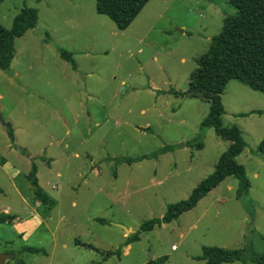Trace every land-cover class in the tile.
<instances>
[{
	"label": "rangeland",
	"instance_id": "obj_1",
	"mask_svg": "<svg viewBox=\"0 0 264 264\" xmlns=\"http://www.w3.org/2000/svg\"><path fill=\"white\" fill-rule=\"evenodd\" d=\"M26 7L38 11L37 27L16 40L10 69L0 71V213L21 209L38 230L25 239L0 224V253L15 255L7 264H50L48 256L24 251L40 246L51 254L48 226L59 241L52 264H95L123 246L127 230L137 233L170 204L187 200L230 147L203 127L207 100L171 92L190 89L197 60L236 9L227 0H150L120 30L97 12L96 0H0V24L11 29ZM61 50L72 54L76 69ZM222 101L224 126L240 128L246 142L237 158L251 184L246 198H237L239 181L230 176L193 210L142 232L128 253L122 247L121 257L103 264L160 257L165 264H206L197 259L204 246L264 252V157L256 153L264 139V94L231 80ZM174 145L180 147L157 161L117 162ZM33 164L53 199L39 216L18 196L21 189L34 203L27 179ZM71 235L99 251L74 247L66 257L62 244Z\"/></svg>",
	"mask_w": 264,
	"mask_h": 264
},
{
	"label": "trees",
	"instance_id": "obj_2",
	"mask_svg": "<svg viewBox=\"0 0 264 264\" xmlns=\"http://www.w3.org/2000/svg\"><path fill=\"white\" fill-rule=\"evenodd\" d=\"M235 9L236 14L229 16L224 21L222 32L212 39L209 50L198 60V68L193 73L190 89L187 92H171L175 95L188 97H201L210 103V112L203 121L204 128H213L217 135L231 142L228 150L223 153L216 165L215 172L202 181L193 191L192 195L184 201L170 204L165 215L145 222L141 230L131 235L122 247L137 242L141 239L142 232H148L155 227L169 224L179 219L184 213L193 210L199 202L212 190L217 188L226 178L232 176L238 179L237 198L243 200L249 193L250 181L246 168L238 163L237 158L244 152L246 142L242 131L237 126L225 127L223 116L225 109L222 96L231 80H237L252 90L264 94V0H227ZM150 0H96V9L99 14L111 18L120 30H127L143 11ZM39 20L38 11L34 8H24L15 17L11 29L0 24V71H8L16 55V40L23 37L28 31L37 27ZM63 59L69 62L74 69L76 61L71 53L61 50ZM11 139L14 138L10 130ZM183 146H190L186 143ZM198 149L203 148V143L195 144ZM179 146H165L161 150L148 155L137 157L118 158V163L132 165L144 160L158 159L161 154L172 152ZM256 153L264 157V139L259 144ZM35 189L38 200L48 202L47 195L39 187L37 167L33 166L28 176ZM7 218L0 215V223H6ZM99 222L105 223L103 219ZM84 248L99 251L95 246L77 241ZM109 251L104 254L106 261L113 256L121 257L122 249ZM24 251L33 254L45 253L44 250L28 247ZM15 257V255H13ZM206 264H225L249 261L255 264H264V252L253 253L246 249H226L216 246H204L202 254L197 257ZM166 257L151 260L146 264H165ZM17 264H26L18 259ZM101 264V262L95 263Z\"/></svg>",
	"mask_w": 264,
	"mask_h": 264
},
{
	"label": "crops",
	"instance_id": "obj_3",
	"mask_svg": "<svg viewBox=\"0 0 264 264\" xmlns=\"http://www.w3.org/2000/svg\"><path fill=\"white\" fill-rule=\"evenodd\" d=\"M156 161H157V159H155ZM135 164V163H134ZM35 164H33V166H34ZM37 167V166H36ZM32 169H33V167H32ZM31 173V172H30ZM29 173V174H30ZM37 173H38V168H37ZM29 176V175H28ZM28 176H27V179H28V181H29V178H28ZM37 179H38V177H37ZM30 182V181H29ZM31 183V182H30ZM38 184H39V180H38ZM31 186H32V188H33V192H34V194H33V196L31 197V198H33V200H34V203L30 200V198L28 199V197L26 196V194L23 192V191H21V189H20V191H18V196H19V198H20V200L22 201V203L24 204V209H26V208H30L34 213H36L37 212V210L39 209V208H41V206H48V207H50L49 208V210H51V207L53 206V203H52V200H51V195L47 192H44V188H42L40 185H39V187L43 190V192L47 195V197H48V202L47 203H43L42 201H40V200H38L37 199V197H36V194H35V189H34V187H33V185L31 184ZM53 189H55V186H53ZM0 191H1V189H0ZM51 198H50V197ZM57 200V199H56ZM75 204V203H74ZM13 212H15V214L13 213ZM18 212H22V210L20 209H11L10 207H5V208H3V210H1V213H0V215H3V216H5L6 218H7V221H6V223L5 224H9L10 226H11V228L13 229V231L17 234V235H19L20 237H24L25 239H28L31 235H33V233H35L37 230H38V225L36 224V223H34V222H32L31 221V218L30 217H24V216H21ZM18 213V214H17ZM24 213V212H23ZM37 214V213H36ZM38 215V214H37ZM39 216V215H38ZM41 217V216H40ZM40 217H38V218H40ZM50 219H52L51 217H49ZM0 224H4V223H0ZM46 228H47V230H49V234L53 237V239H54V245H53V248H52V250H51V254H47L46 253V251H45V249H44V247H40V246H37V247H35V248H38V249H41V250H44L45 251V253H40V254H42V255H46V256H48V258L50 259V264H52L53 263V261H54V254H55V252H56V249H57V247H58V243H59V241H58V236H57V232L55 231V232H52V231H50V229H48L49 227L48 226H46ZM46 234H48V233H46ZM134 233H133V231L130 229V230H127L125 233H124V235H123V238H124V240L126 241L131 235H133ZM141 240V239H140ZM139 240V241H140ZM77 241H80L81 243H85L84 241H81V240H79V238H76V237H74V235H71L70 236V238H68L65 242H63V244H62V249H64L65 250V253H63V255H65L66 257L67 256H73L72 255V253L75 251L74 250V247L75 248H77V249H86V250H91V249H87V248H84V247H82L81 245H78L77 244ZM125 241H124V243H125ZM139 241H137V242H139ZM134 243V242H133ZM133 243H130V244H128V245H126V246H124L125 247V251H124V253H128L129 252V250L131 249V245L133 244ZM173 246H175V245H173ZM172 246V247H173ZM173 250V249H172ZM177 250V249H176ZM173 251H175V250H173ZM123 253V254H124ZM13 255V254H12ZM122 256V255H121ZM200 256V255H199ZM118 257V256H117ZM110 259V258H109ZM108 259V260H109ZM103 260V259H102ZM107 261V260H106ZM106 261H100L101 262V264H103L104 262H106ZM66 264H71V263H66ZM72 264H75V263H73L72 262ZM87 264H91V263H87Z\"/></svg>",
	"mask_w": 264,
	"mask_h": 264
},
{
	"label": "water",
	"instance_id": "obj_4",
	"mask_svg": "<svg viewBox=\"0 0 264 264\" xmlns=\"http://www.w3.org/2000/svg\"><path fill=\"white\" fill-rule=\"evenodd\" d=\"M0 121H3L2 105L0 104ZM12 258L11 254L0 253V264H7V262Z\"/></svg>",
	"mask_w": 264,
	"mask_h": 264
},
{
	"label": "built area",
	"instance_id": "obj_5",
	"mask_svg": "<svg viewBox=\"0 0 264 264\" xmlns=\"http://www.w3.org/2000/svg\"><path fill=\"white\" fill-rule=\"evenodd\" d=\"M172 249H173V250H176V249H177V247H176V246H173V247H172Z\"/></svg>",
	"mask_w": 264,
	"mask_h": 264
}]
</instances>
